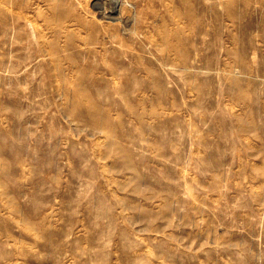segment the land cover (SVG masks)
I'll return each instance as SVG.
<instances>
[{"label":"rangeland","instance_id":"obj_1","mask_svg":"<svg viewBox=\"0 0 264 264\" xmlns=\"http://www.w3.org/2000/svg\"><path fill=\"white\" fill-rule=\"evenodd\" d=\"M110 2L0 0V264H264V0Z\"/></svg>","mask_w":264,"mask_h":264},{"label":"bare ground","instance_id":"obj_2","mask_svg":"<svg viewBox=\"0 0 264 264\" xmlns=\"http://www.w3.org/2000/svg\"><path fill=\"white\" fill-rule=\"evenodd\" d=\"M106 2V1H105ZM118 5H119V0H111L110 2V6H109V12H106L107 13V18L109 19H116L117 17H114V15L116 13H118ZM120 7V6H119ZM107 8V7H106ZM104 11V10H103ZM102 11V12H103ZM101 12V10H100ZM116 16V15H115ZM119 16V15H118ZM85 19V18H84ZM120 19V18H119ZM127 29V28H126ZM131 31V30H130ZM73 32V31H72ZM132 32V31H131ZM90 36V35H89ZM92 37V36H91ZM94 38V37H93ZM88 41H90L89 39H87ZM92 40V39H91ZM93 42V40L91 41ZM108 47V46H107ZM55 56V55H54ZM53 56V57H54ZM58 71V70H57ZM81 90V89H80Z\"/></svg>","mask_w":264,"mask_h":264}]
</instances>
